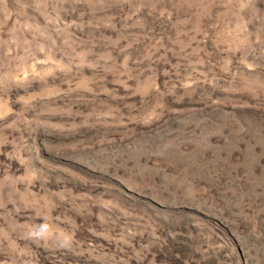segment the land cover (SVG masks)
I'll return each mask as SVG.
<instances>
[{
	"label": "rangeland",
	"instance_id": "obj_1",
	"mask_svg": "<svg viewBox=\"0 0 264 264\" xmlns=\"http://www.w3.org/2000/svg\"><path fill=\"white\" fill-rule=\"evenodd\" d=\"M0 264H264V0H0Z\"/></svg>",
	"mask_w": 264,
	"mask_h": 264
}]
</instances>
